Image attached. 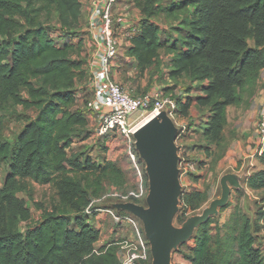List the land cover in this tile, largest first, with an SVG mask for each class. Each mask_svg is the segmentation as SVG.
<instances>
[{
  "label": "trees",
  "instance_id": "obj_1",
  "mask_svg": "<svg viewBox=\"0 0 264 264\" xmlns=\"http://www.w3.org/2000/svg\"><path fill=\"white\" fill-rule=\"evenodd\" d=\"M134 1L141 20L124 59L135 61L144 73L166 49L169 77L192 83L185 87V101L176 100V112L190 118L195 104L207 110L202 125L211 144L207 154L212 156L217 145L224 155L228 108L250 103L264 70V0ZM53 13L57 29L43 19ZM159 14L171 24L155 22ZM83 15L81 0H0V113L10 101L36 112L14 142L0 130V166L8 165L0 185V264H119L116 244L96 249L101 234L86 209L102 195L106 182L125 184L124 170L113 161L68 152L76 139L91 133L85 111L75 107L78 85L87 77L85 62L74 59ZM55 32L60 41L52 37ZM195 89L200 95H189ZM2 124L0 117V129ZM260 158L264 162V153ZM32 181L54 185L59 201L22 232L31 211L19 193ZM246 183L252 190L264 189V169ZM207 198V191L182 193L192 209ZM263 219L264 205L253 220L239 204L224 223L209 217L196 229L194 245L179 246L185 262L174 264H264L256 235Z\"/></svg>",
  "mask_w": 264,
  "mask_h": 264
},
{
  "label": "rangeland",
  "instance_id": "obj_2",
  "mask_svg": "<svg viewBox=\"0 0 264 264\" xmlns=\"http://www.w3.org/2000/svg\"><path fill=\"white\" fill-rule=\"evenodd\" d=\"M83 1V28L80 30L78 37L74 40L76 43L81 40V44L77 48L78 52L74 54V59L85 62L84 67L86 68L87 77L84 79L83 83L78 85L77 103L75 107L85 111L89 121L87 129L89 131H95L98 125V120L91 118L92 111H89L87 107L88 102L93 98V91L89 87L90 76L88 74L87 63L90 57V49H94V45H91L93 42L88 28V4L85 0ZM130 2L133 6V9L136 10L134 0H130ZM120 10H123V8ZM136 11L127 13L128 18L131 17V19L137 20L136 18L141 17V14L138 13L139 10L137 12ZM43 19L46 21L49 20V24L55 29L59 27L57 14L53 13L50 18L45 14ZM154 20L161 26L167 27L171 24V22L166 18L165 14H159L154 18ZM52 37L57 41H60L59 39H61L59 34L56 32L52 34ZM124 57L126 56H120L119 62L121 63H119L117 70H115L114 77L117 82L123 84L133 94L139 95L158 88L164 92L166 97L172 96L174 100L181 99L182 101H185V96L187 95L185 87L191 85L192 83L187 79L175 81L169 77L168 71L171 56L166 51V49L161 51L159 62L144 73L140 72L135 61H127L124 59ZM263 89L264 83L263 79H261L259 81L257 94L255 95V97H259L258 100L260 102H264V97L262 95L264 93V91H262ZM259 92L260 94L258 95ZM22 95L24 98L28 97L25 90L22 92ZM189 95L198 96L200 95V92L195 89L192 90ZM244 109L246 110L244 107L229 109V119L231 125H229L225 130L227 150L235 139L233 134L236 132H234V128L231 127L234 121H236L235 115H238L239 112L245 111ZM206 111L207 110H203L195 104L191 109V117L189 119L184 118L185 120H183V117L178 113L170 115V117H172L176 122L178 129L185 127V132L180 139V143L183 145V155L186 159L185 163H195L197 171L202 172L205 178L202 185L206 189H209L207 200L203 202L202 205L197 209L186 207L184 201L182 200V195H180L176 214L172 221V225L175 228H182L184 223L189 219L197 216L207 215L208 212H213L211 214L212 217H215L224 223L226 219L229 218L230 213L233 211V206L236 203H238L243 208V210L253 220H255L259 208L264 205V189L256 191L250 190V192L245 193V196L243 194V197L240 195L238 196V191L236 189L232 190L230 197H228L227 194H224V191L221 187V179L224 174L234 172V174H237L242 181V179H247L249 177L247 174L250 170L255 169V171L252 172L253 174L256 171L264 169V163H262V161L259 162V165L256 164L255 160L256 158L258 159V154L255 153L254 156L251 155V157L247 158V161L249 160V162L245 163L246 167L244 170L239 171L236 169L233 170L232 168H227L230 164V159L225 158L221 161V159L224 158L227 153L220 156L221 149H219L217 145H215V148H212V158L209 156L206 157L203 152L207 153V151L211 149V144L207 141L204 134L202 133V125L205 124V120L207 118ZM35 115L36 112L33 109H27L22 105H15L12 101H10L7 110L0 113L3 123L0 130L3 138L14 142L19 133L23 130L24 126L27 124L28 120L35 117ZM151 115V111L143 112L142 114L137 113L130 120L132 123V128H137L145 118ZM259 120L260 115L257 123H259ZM191 123L193 124V127L189 128ZM118 135L119 134H110L104 137L95 136L94 140L92 139L86 143H83L81 139H76L68 152L70 155L76 152H85L90 155L93 160L100 161L102 163H105L106 161H113L124 170L125 184L123 186H115L109 182H106L104 192L100 196L99 200L95 202V207L100 210L102 209L108 210L109 212L111 211L119 217L135 218L143 228V220L125 208V205L141 203L144 207L148 206L147 198L150 193L151 182L144 175L145 171L148 174L147 169H145V167L147 168V164L144 159L141 158L143 160L142 161L140 159L141 161L139 165L141 168V174L140 176L138 173L136 174L134 166L129 160L128 154L125 152V148L127 147L128 150L129 147L128 142ZM232 148L231 149L234 152L235 147L233 146ZM228 156H230L232 159V155L228 154ZM251 163H254L256 167L252 168ZM7 173L8 165L6 163H2L0 166V185H3ZM186 181L187 180L184 178L183 183V179H181L182 192L189 190L190 187H195V181L193 182L189 180L188 184ZM26 185V188L19 193V197L26 203V206L30 208L31 218L28 221L22 223V232H24L28 226L35 225V223L41 219L44 208L52 209L53 205L57 204L59 201L58 190L54 185H42L33 181L30 183L27 182ZM140 193L141 195L137 196V194ZM38 205H42L43 208H40ZM109 212L108 215H103L104 219L99 218L98 221H96V218L102 213L101 211L95 212L93 215L89 216V221L96 227V229L100 231V238H102V241L99 243L97 242L95 247L96 249H100L104 245L114 243L118 247L119 253L121 249L120 243L127 239H133L134 233L127 224H117L115 218L112 217L111 213ZM259 227L260 231L256 234L257 245L262 247L264 254V219L259 221ZM195 231L196 229L194 230L192 236L186 241L188 246L194 245V240L192 238L195 234ZM179 250L180 247L173 250L172 264L185 262ZM149 264H153V257Z\"/></svg>",
  "mask_w": 264,
  "mask_h": 264
},
{
  "label": "built area",
  "instance_id": "obj_3",
  "mask_svg": "<svg viewBox=\"0 0 264 264\" xmlns=\"http://www.w3.org/2000/svg\"><path fill=\"white\" fill-rule=\"evenodd\" d=\"M83 3L84 1L81 0ZM88 4L89 31L94 45L89 59L90 86L94 88L93 98L88 102L87 107L97 116L98 125L95 130L97 137H104L110 134H119L128 142V157L134 166L135 173L140 176V152L137 148L135 138L136 128H132L130 122L137 113L151 111V114L160 116L166 113L173 115L177 109L176 100L172 96H165L158 88L143 94H133L123 84L112 79V68L115 61L120 57L126 46L131 44L132 39L138 32V22L128 18V9L131 7L126 0H85ZM127 6H125V4ZM123 8V10H120ZM90 45V44H89ZM173 120V118L171 117ZM177 127L176 122L173 120ZM185 132V127L180 129L176 138V145L179 148V169L181 179H189L191 163H185L183 145L180 139ZM259 148L258 155L264 153V109L260 113L258 123ZM146 169V167H145ZM141 195L140 194H137ZM96 200L87 207L86 213L93 215L101 211L108 215V210H100L95 207ZM107 212V213H106ZM111 216L118 223H125L130 226L134 233L133 239L122 241L118 253L119 264H149L152 261V248L138 220L130 217H119L113 212Z\"/></svg>",
  "mask_w": 264,
  "mask_h": 264
},
{
  "label": "water",
  "instance_id": "obj_4",
  "mask_svg": "<svg viewBox=\"0 0 264 264\" xmlns=\"http://www.w3.org/2000/svg\"><path fill=\"white\" fill-rule=\"evenodd\" d=\"M177 134L178 128L166 113L156 116L135 133L140 156L147 164L150 193L147 207L134 203L126 204L125 208L143 220L153 264H172L173 250L185 243L213 213L193 217L182 228L172 225L183 193Z\"/></svg>",
  "mask_w": 264,
  "mask_h": 264
},
{
  "label": "crops",
  "instance_id": "obj_5",
  "mask_svg": "<svg viewBox=\"0 0 264 264\" xmlns=\"http://www.w3.org/2000/svg\"><path fill=\"white\" fill-rule=\"evenodd\" d=\"M123 1H125V0H120V2H123ZM126 2L127 3H130V5H131L130 0H126ZM125 6H126V4H125ZM126 8H127V6H126ZM136 10L138 11L139 9L136 7ZM136 10L133 9V6L131 5V7L128 9V13L135 12ZM138 13H140V10H139ZM134 15H135V13H134ZM87 18H88V28H89V13L87 14ZM136 19L137 20H135V19L134 20L136 22H139L141 20V17L136 18ZM126 47H128V46H126ZM89 54L91 55V50H90V53ZM121 55H123V52H122ZM89 59H90V57H89ZM119 59H120V57L117 59V61H115L114 67L112 68L111 77L114 80H116L115 77H114V72H115V70H117V68L119 66V63H121V62H119ZM125 60L128 61L129 58H127ZM87 67H88V71H89V61L87 63ZM261 79H263V83H264V70L262 71L260 80ZM89 87L92 89V91L94 93V90L95 89L92 88L91 86H89ZM262 91H264V89ZM259 94H260V92L258 93V95ZM262 95L264 97V93ZM258 98L259 97H255L254 96V98L250 101V103L247 106H242V107L246 108V110L244 109L245 111L239 112L238 115H235L236 121H234V123L231 126V127L234 128L233 131L236 132V133L233 134L235 136L234 137L235 139L233 140L232 144L229 146V148H228V150L226 152L227 154L224 156V158L221 159V161L223 159H225V158L230 159V164L228 165L227 168H232L233 170L236 169V170L242 171L246 167L245 163L249 162V160L247 161V158L251 157V155L254 156L255 153L258 154L259 134L257 132V126H258L257 125L258 124L257 122H258V118H259V115H260L261 111L264 109V102H262V101L260 102L258 100ZM230 108H241V107L230 106L228 108V125H227V127L229 125H231L230 119H229V112H230L229 109ZM91 118L94 119V120H97V116L94 113H91ZM184 118H188V117H183V120H185ZM179 131H180V129H178V132ZM95 136H96L95 135V131H91L90 136L87 139L82 140V141H83V143L89 142L92 139L94 140ZM118 136H121V135H118ZM121 137L123 139H125L123 136H121ZM125 141L127 142L126 139H125ZM126 142H125V144H126ZM233 146L235 147V151L234 152L232 151V149H233L232 147ZM127 151L128 150H127V147H126L125 148V152L127 153ZM203 153H204V155L206 157H208V154L207 153H205V152H203ZM228 154L232 155V159L230 158V156H228ZM209 157L212 158V156H209ZM221 161H220V164H221ZM255 161H256V164H258V165H259V162H262V160H261V158H260L259 155H258V159L256 158ZM190 163H191V172L189 174L188 181L189 180L190 181H193V182L195 181L194 182L195 187H190V189H195V190H199V191H207V193L209 194V189H206L202 185L203 180L205 179L204 176H203V174H202V172H198L197 171L195 163H193V162H190ZM262 163H264V162H262ZM251 164H252V168L253 167H256V165L254 163H251ZM253 171H255V169L250 170L248 172L247 176L248 175L250 176ZM221 187H222V190L224 191V194H227L228 197H230V194H231V192H232L233 189H236L237 191L238 190L242 191L243 194H244V196H245V193L250 192V190H252V189H250L247 186L246 179H242V181H241L240 178H239V176L237 174H234V172L227 173V174H224L222 176V179H221ZM252 191H255V190H252ZM99 198H97L95 200L98 201ZM236 204H238V203H236ZM103 215H107V214H105V213L99 214L97 216V218H96V221H98L99 218L104 219ZM116 223L117 224H120L117 221H116ZM123 224H125V223H123ZM128 227L131 228L130 226H128ZM132 232H133V230H132ZM100 237H101V235H100ZM101 241H102V238L99 239L98 243L101 242Z\"/></svg>",
  "mask_w": 264,
  "mask_h": 264
},
{
  "label": "bare ground",
  "instance_id": "obj_6",
  "mask_svg": "<svg viewBox=\"0 0 264 264\" xmlns=\"http://www.w3.org/2000/svg\"><path fill=\"white\" fill-rule=\"evenodd\" d=\"M156 117V114H152L151 116L145 118L140 125L136 128V130L138 131L140 128H142L143 126H145L147 123H149L150 121H152L154 118Z\"/></svg>",
  "mask_w": 264,
  "mask_h": 264
}]
</instances>
